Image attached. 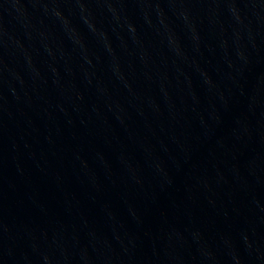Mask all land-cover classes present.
I'll use <instances>...</instances> for the list:
<instances>
[{"label": "water", "instance_id": "95a60500", "mask_svg": "<svg viewBox=\"0 0 264 264\" xmlns=\"http://www.w3.org/2000/svg\"><path fill=\"white\" fill-rule=\"evenodd\" d=\"M0 264H264V0H0Z\"/></svg>", "mask_w": 264, "mask_h": 264}]
</instances>
